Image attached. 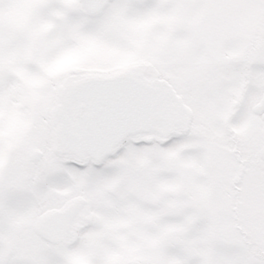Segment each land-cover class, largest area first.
Wrapping results in <instances>:
<instances>
[{
    "label": "snow or ice",
    "instance_id": "obj_1",
    "mask_svg": "<svg viewBox=\"0 0 264 264\" xmlns=\"http://www.w3.org/2000/svg\"><path fill=\"white\" fill-rule=\"evenodd\" d=\"M0 264H264V0H0Z\"/></svg>",
    "mask_w": 264,
    "mask_h": 264
}]
</instances>
